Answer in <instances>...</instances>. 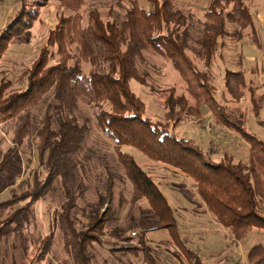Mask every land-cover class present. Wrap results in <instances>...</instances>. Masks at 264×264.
I'll use <instances>...</instances> for the list:
<instances>
[{"label": "trees", "instance_id": "16d2710c", "mask_svg": "<svg viewBox=\"0 0 264 264\" xmlns=\"http://www.w3.org/2000/svg\"><path fill=\"white\" fill-rule=\"evenodd\" d=\"M113 0L104 16L99 8L88 13L87 24L80 14L86 0H59L73 14H61L39 58L25 72L22 88L7 95L12 87L5 81L0 87V124L11 122L15 141L20 145L34 138L38 145L39 166L33 187L0 202V243L18 233L28 219L32 206L53 188L63 170L71 176L70 162L86 143L91 130L88 123L79 124L76 114L80 99L99 108L98 126L115 143L119 163L132 183L135 199H146L151 209L142 214L138 227L142 229L140 244L152 231L176 229L173 209L159 185L140 167L131 153L122 147H132L148 158L179 169L191 177L196 190L216 222L229 229L236 240H244L253 229L264 231V142L246 128V119L229 111L216 99L210 85V69L223 39L241 42L245 32L252 30L255 45L261 48L256 30L255 15L246 0H210L203 19L176 7L175 0H146L150 9L141 7L138 0ZM50 0L28 3L22 0L15 8L7 26L0 28V61L14 38L31 29L38 20L39 9ZM116 6V7H115ZM235 27L229 32L227 25ZM197 33V34H196ZM147 52L167 60L186 85L195 105L189 106L184 94L175 86L162 92L165 96L166 124L151 121L146 105L133 91L131 81L148 87L150 63ZM84 64L90 66L86 74ZM199 64L207 70H201ZM224 86L232 99L241 101L249 92L252 112L259 125L264 97L256 96L249 87L243 70H226ZM154 92V89L151 88ZM52 94L44 117L34 116L33 109ZM104 104L109 109H103ZM215 117L216 124L239 134L249 145V160L235 161L225 155L214 161L194 140L172 133L191 117ZM200 121V119H198ZM5 155L0 146V176L12 166L16 156ZM72 179L74 177L71 176ZM114 183L108 182L105 195L85 215V228L80 230L71 212L76 200H69L59 217L64 247L74 264H93L89 245L98 242L99 234L109 222L111 207L102 212L113 198ZM77 197L82 196L84 188ZM10 210L8 216L1 218ZM263 211V212H262ZM126 230V229H125ZM125 230L115 234L121 240ZM48 238L42 254L52 245ZM127 253L144 252L146 261L153 263L144 247H122ZM191 264H203L192 250L185 249ZM250 264H264V245L256 244L248 254Z\"/></svg>", "mask_w": 264, "mask_h": 264}, {"label": "rangeland", "instance_id": "374dc122", "mask_svg": "<svg viewBox=\"0 0 264 264\" xmlns=\"http://www.w3.org/2000/svg\"><path fill=\"white\" fill-rule=\"evenodd\" d=\"M21 1L0 0V28L8 25L15 14V8L20 7ZM26 1L29 4L37 2V0ZM124 1V5L128 6L127 1ZM138 1L142 8L150 9L146 0ZM209 2L210 0H175L174 3L177 8L191 12L196 19L202 20ZM246 2L255 15L261 48L254 44L251 29L246 30L245 38L241 42L231 38L223 39L208 73L210 85L214 89L212 92L219 103L234 114H242L246 119L247 130L264 142V127L258 124L252 112L253 105L249 92H246V96L241 101L235 102L228 94L223 79L226 70L241 69L246 74L249 87L255 88L257 98L264 97V0H246ZM112 5L113 0H86L80 14L87 24L91 9L99 8L105 16ZM61 14L73 13L64 9L59 0H50V3L39 9V18L33 27L11 42L0 61V87L5 81L12 82L7 95L22 88L25 72L39 58L49 32L56 27ZM227 29L233 32L235 27L228 24ZM145 56L150 63L146 68L150 73L149 86L145 87L133 80L132 89L145 103L146 116L153 122L166 124L165 96L161 95L163 91L175 86L179 94L186 95L190 102L189 106L193 107L195 100L186 93L185 83L170 62L152 52H147ZM198 67L207 70L201 64ZM84 71L87 74L90 66L84 64ZM51 98L52 94L31 113L39 119L43 118ZM262 103L263 109L260 111L259 120L264 121V102ZM102 108L109 109V105L104 104ZM98 112V107L89 104L83 98L80 99L77 120L79 124L88 123L91 130L86 143L70 162V173L74 179L64 175L66 170L62 171L53 188L32 206L28 219L20 231L0 243V264H74L64 247V238L59 228V214L63 212V207L69 200L75 199L76 207L72 210L71 216L76 228L84 229L87 223L85 215L98 204L97 200L100 196L106 194L110 180L114 183L113 198L102 210L105 212L111 207L110 220L97 234L98 242L89 245L88 253L93 257V264H150L146 261L144 252L127 253L120 249L122 247H138V249L144 247L146 249L144 251L152 258V264H191L185 253L184 241L190 239L194 242L195 238L196 245L190 249L197 253L203 264H229L233 259L239 262L244 260L246 253L255 244L261 242L264 244V234H255L258 231L264 232L263 230L253 229L244 240H236L229 229L219 226L215 222L216 217L197 193L195 181L191 177L177 168L151 160L135 148L122 147L125 152L134 155L140 167L159 185L177 219L176 229L149 232L144 237L145 244H140L142 229L138 224L142 214L150 210L151 206L146 199H135L133 185L119 163L115 143L96 123ZM214 117L212 114H207L205 118H198L200 121L188 117L174 130H171L170 126V131L180 138L194 140L204 151H210L214 161L229 155L233 156L235 161L247 162L248 143L232 130L218 126ZM39 142L38 138H34L20 145L15 141V131L11 122H1V149L5 155L16 153V158L9 170L0 176V202L33 187L35 171L39 166L37 150ZM80 188L84 190L79 198L77 195L81 191ZM9 213L10 210L1 218L4 219ZM119 229H126L123 239L129 240L124 241L116 236L115 231ZM48 238L52 239V245L47 249L46 254H42L44 243Z\"/></svg>", "mask_w": 264, "mask_h": 264}, {"label": "crops", "instance_id": "0c3cea01", "mask_svg": "<svg viewBox=\"0 0 264 264\" xmlns=\"http://www.w3.org/2000/svg\"><path fill=\"white\" fill-rule=\"evenodd\" d=\"M210 214V213H209ZM216 222V221H215ZM217 224L219 225V226H221L218 222H217ZM223 227V226H222ZM224 228V227H223ZM226 229V228H225ZM253 231V230H252ZM251 231V232H252ZM256 235H262V234H264V232H262V231H258L257 233H255ZM195 237V236H194ZM193 237V238H194ZM193 241L194 242H191L190 241V239L189 240H185L184 241V244H185V249H189V250H192V249H190L191 247H193L194 248V246L196 245V238L195 239H193ZM261 241V240H260ZM188 243V244H187ZM191 244H192V246H191ZM257 244H262V242L261 243H257ZM256 245V244H255ZM264 245V244H263ZM248 254H249V252H247L246 253V255H245V258H244V260L242 259V261L241 262H239V260L238 261H236V259H233V262H229V264H250L249 263V261L247 260L248 259ZM236 261V262H235Z\"/></svg>", "mask_w": 264, "mask_h": 264}, {"label": "built area", "instance_id": "2783aa9c", "mask_svg": "<svg viewBox=\"0 0 264 264\" xmlns=\"http://www.w3.org/2000/svg\"><path fill=\"white\" fill-rule=\"evenodd\" d=\"M135 234V233H134Z\"/></svg>", "mask_w": 264, "mask_h": 264}]
</instances>
